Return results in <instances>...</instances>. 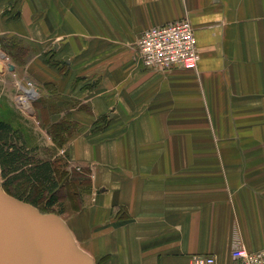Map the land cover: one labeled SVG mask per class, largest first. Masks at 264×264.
<instances>
[{
	"label": "crops",
	"instance_id": "0c3cea01",
	"mask_svg": "<svg viewBox=\"0 0 264 264\" xmlns=\"http://www.w3.org/2000/svg\"><path fill=\"white\" fill-rule=\"evenodd\" d=\"M185 17L197 70L145 68ZM0 119L88 171L64 221L96 264L264 249V0H0Z\"/></svg>",
	"mask_w": 264,
	"mask_h": 264
},
{
	"label": "water",
	"instance_id": "95a60500",
	"mask_svg": "<svg viewBox=\"0 0 264 264\" xmlns=\"http://www.w3.org/2000/svg\"><path fill=\"white\" fill-rule=\"evenodd\" d=\"M0 264H96L55 213L8 194L0 184Z\"/></svg>",
	"mask_w": 264,
	"mask_h": 264
},
{
	"label": "built area",
	"instance_id": "2783aa9c",
	"mask_svg": "<svg viewBox=\"0 0 264 264\" xmlns=\"http://www.w3.org/2000/svg\"><path fill=\"white\" fill-rule=\"evenodd\" d=\"M138 50L142 65L153 71L197 70L200 61L195 30L189 17L144 31ZM231 259L232 264H264V249L251 252L245 246L235 244ZM189 264H216V259L193 256Z\"/></svg>",
	"mask_w": 264,
	"mask_h": 264
},
{
	"label": "trees",
	"instance_id": "16d2710c",
	"mask_svg": "<svg viewBox=\"0 0 264 264\" xmlns=\"http://www.w3.org/2000/svg\"><path fill=\"white\" fill-rule=\"evenodd\" d=\"M59 164L38 158L23 134L0 119V168L5 180L1 186L8 194L35 207L41 200L54 206L60 189L56 181Z\"/></svg>",
	"mask_w": 264,
	"mask_h": 264
},
{
	"label": "rangeland",
	"instance_id": "374dc122",
	"mask_svg": "<svg viewBox=\"0 0 264 264\" xmlns=\"http://www.w3.org/2000/svg\"><path fill=\"white\" fill-rule=\"evenodd\" d=\"M27 2V0H26ZM42 3V2H41ZM24 51V50H23ZM22 51V53H23ZM42 100V99H41ZM40 104V98L37 100ZM20 104V103H19ZM20 106L23 108L22 104ZM40 120V119H39ZM73 123H69V126H73ZM44 140L46 139V136H52L50 133L49 135L45 134L42 135ZM70 135L64 136V139H66ZM48 141V140H47ZM57 146H61V150L63 148V144L61 145L59 142L57 144L54 143L52 148H45L42 146L40 148V154L39 156L45 159H53L55 157L58 162L60 163L59 166H57V173H58V180L56 178V181L58 182L60 189L58 190V199H56V204L52 207L48 206L47 201H39L37 208L42 213H55L59 215L63 220L65 221H72L75 217V213L79 210V208L83 204H87L90 202V198L86 197L83 193L85 192V184H89V173L88 171L81 169L80 171L77 170L78 167L74 168L73 165L67 163L66 159L67 156L63 152H61L60 149H58ZM56 147V148H55ZM59 167V168H58ZM4 179L2 178V172L0 168V184H4ZM84 186V187H83ZM49 195H47V198Z\"/></svg>",
	"mask_w": 264,
	"mask_h": 264
},
{
	"label": "bare ground",
	"instance_id": "6f19581e",
	"mask_svg": "<svg viewBox=\"0 0 264 264\" xmlns=\"http://www.w3.org/2000/svg\"><path fill=\"white\" fill-rule=\"evenodd\" d=\"M33 91V90H32ZM29 92V91H28Z\"/></svg>",
	"mask_w": 264,
	"mask_h": 264
}]
</instances>
